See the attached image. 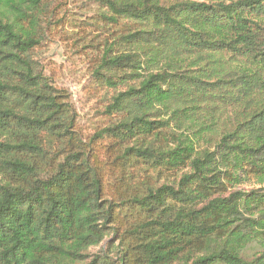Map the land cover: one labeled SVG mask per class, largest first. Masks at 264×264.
Returning a JSON list of instances; mask_svg holds the SVG:
<instances>
[{
  "label": "trees",
  "instance_id": "16d2710c",
  "mask_svg": "<svg viewBox=\"0 0 264 264\" xmlns=\"http://www.w3.org/2000/svg\"><path fill=\"white\" fill-rule=\"evenodd\" d=\"M48 1L0 0V264H264V0H99L137 26L88 140L31 55Z\"/></svg>",
  "mask_w": 264,
  "mask_h": 264
},
{
  "label": "rangeland",
  "instance_id": "374dc122",
  "mask_svg": "<svg viewBox=\"0 0 264 264\" xmlns=\"http://www.w3.org/2000/svg\"><path fill=\"white\" fill-rule=\"evenodd\" d=\"M46 7L48 21L38 28L40 43L31 55L38 70L55 87L67 91L77 113V129L88 140L97 130L109 125L111 120L105 107L114 93L94 79L95 69L116 36L137 24L127 19L119 23L105 19L109 10L99 0H49ZM118 243L112 234L90 252H105L117 258Z\"/></svg>",
  "mask_w": 264,
  "mask_h": 264
}]
</instances>
